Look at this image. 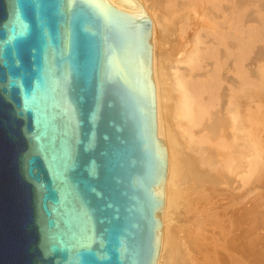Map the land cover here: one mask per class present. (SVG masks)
<instances>
[{"label": "water", "instance_id": "95a60500", "mask_svg": "<svg viewBox=\"0 0 264 264\" xmlns=\"http://www.w3.org/2000/svg\"><path fill=\"white\" fill-rule=\"evenodd\" d=\"M165 168L147 17L0 0V264H153Z\"/></svg>", "mask_w": 264, "mask_h": 264}, {"label": "bare ground", "instance_id": "6f19581e", "mask_svg": "<svg viewBox=\"0 0 264 264\" xmlns=\"http://www.w3.org/2000/svg\"><path fill=\"white\" fill-rule=\"evenodd\" d=\"M106 1L150 22L156 132L166 163L153 264L249 262L252 235L232 237L249 222L246 198L264 186V0ZM232 213L242 231L234 223L228 230L239 231H222L231 239L219 233V252L217 239L205 234ZM229 251L249 259L238 254L236 262Z\"/></svg>", "mask_w": 264, "mask_h": 264}, {"label": "rangeland", "instance_id": "374dc122", "mask_svg": "<svg viewBox=\"0 0 264 264\" xmlns=\"http://www.w3.org/2000/svg\"><path fill=\"white\" fill-rule=\"evenodd\" d=\"M263 102H264V100H263ZM262 184H263V183H262ZM262 184H261V185H262ZM261 185H260V186H261ZM263 185H264V184H263ZM263 187H264V186H263ZM263 187H262V188L259 187V189H261V190L259 191L260 193H259V192H258L257 194L255 193V194L257 195V197H256V196L253 197V195H255V194L253 193V194L251 195L252 197L249 196L248 198H246V200H247V201L245 200L246 205H244V203H243V206H244V207L246 206V207H245V210H248V211H249V213H248L249 215H247L248 217L245 215V217L243 218V221H244L245 219H247V218H248V219H251V218L253 217V219H251V220H248V219H247V221H249V222H246V223L249 224V226H248L246 223H245V224H246L247 226L244 225V224H243L244 222H243V223H242V225H243V226H242V227H243L242 230H243V231H242L241 229H239V228L241 227V226H239V225L241 224L242 220H241V221L239 220V223H240V224L237 223L238 220H236V219H237V216H235V215H237L236 213H235V214H234V213L229 214V215H228V218H226L227 216H225V217L223 218V219H224V222H223L224 224H221L218 228H217V227H214V226H213V227L211 226V227H210V230H209L208 232H206V234H205V235H207L208 237H213L214 239H217V240H215V241L213 242V246H212V247H214V245H215V246H216L215 249L218 248L219 252L222 250V248H221V243H216L217 241H218V242L221 241V240H220L221 237L219 238V233H222V234L224 235L223 232H225L226 230H227V231H230V229L228 230V228H229V227L231 228V226H234V223H235V224H236L235 227L238 225L237 228H238L239 230H241L242 232L240 233V231L237 230V229H234V228H235V227H234V228H232V229L235 230V233H236L237 231H239V232H237L236 234H233V237H234V238H233L232 235H230V234H232V232H233L232 229H231L232 232L230 231L231 233L229 234V237L227 236L229 232H228V233L226 232V235H224L225 239H226V237H227L228 239H231L230 237H232V239H236L235 237L238 236V234H243V233H244L243 235H244V236H245V235L247 236V234L250 233L252 236H251V235H248V236H251L250 238H252V240H251L248 236H247L248 238H247V237H244V236H243V237H244V242H246L247 239H250V240L252 241V244H250V243L248 244V248H249V250L251 249V252H249L247 248H244V247L247 246V243H246V244H245V243H240V240H239L240 238H239V237H241V241H242V242H243V240H242L243 237H242L241 235H240L239 237H237V240H239V242H238L237 240H236V242H238L239 245L244 244V246L242 247V249L244 248V251L242 250V252L244 253V252H245V249H246V250L248 251V253H249V254H246V255H250V254H251L250 257H249V256H247V257H249V258H250V261H252V262L255 261V260H251V257H252V255L254 256L255 252H257V253H256V258H257L258 255H261V254L263 255V254H264V215H263V214H264V190H263L264 188H263ZM261 191H262V192H261ZM258 195L260 196V198H259ZM253 198H255V199H253ZM250 199H251V200H250ZM256 201H257V203H256ZM254 202H255V204H256L257 206H255ZM258 203H259L260 205H259ZM252 204H254V205H252ZM258 205H259V206H258ZM251 206L253 207V209H252ZM259 207H260V208H259ZM242 208H243V207H242ZM242 208H240V210H241ZM246 208H247V209H246ZM254 208L257 209V210L255 209L256 212H253ZM259 209H260V210H259ZM238 210H239V209H238ZM242 210H243V209H242ZM245 210H244V211H245ZM248 211H247V212H248ZM257 211H258V212H257ZM259 211H260V212H259ZM245 212H246V211H245ZM261 212H262L263 214H262ZM238 213H239V212H238ZM253 213H254V214H253ZM246 214H247V213H246ZM255 215H256V218H257V219L255 218ZM232 216H233V217H232ZM246 217H247V218H246ZM260 217H261V218H260ZM232 218H233L234 220H233ZM235 218H236V219H235ZM259 218H260V220H259ZM232 220H233V222H232ZM227 221H228V222H227ZM235 221H236V222H235ZM251 221H252V222H251ZM254 221H255V222H254ZM259 221H261V223H260ZM257 222H258L259 224H257ZM225 223H226V224H225ZM227 223H229V224H227ZM231 223H233V224H231ZM254 223H256L257 225L254 224ZM225 225H226V226H225ZM229 225H231V226H229ZM251 225H252V226H251ZM245 226H246V228H245ZM258 226H259V228H258ZM260 226H261L262 228H261ZM226 227H227V229L224 231V229H225ZM244 228H245L246 230H245ZM248 229H249V230H248ZM220 230H221V232H220ZM251 230H252L253 232H252ZM222 231H223V232H222ZM244 231H245V232H244ZM246 231H247V233H246ZM248 232H249V233H248ZM233 233H234V232H233ZM245 233H246V234H245ZM252 233H254V234L256 233V237H255L254 234H252ZM222 234H221V235H222ZM234 235H235V236H234ZM253 236H254L255 238H254ZM222 237H223V236H222ZM218 238H219V239H218ZM245 238H247L246 241H245ZM257 238H258V240H257ZM222 239H223V238H222ZM253 239H255V240H253ZM223 240H224V239H223ZM256 240H257V241H256ZM207 241H208V240H207ZM231 241H234V240H231ZM234 242H235V241H234ZM234 242H233V243H234ZM248 242H250V241H248ZM253 242H254V243H253ZM256 242H257V243H256ZM258 242H259V243H258ZM255 244H256V245H255ZM208 245H209V242H208ZM239 245L236 244V246H238V248L241 249ZM245 245H246V246H245ZM249 245L251 246V248H250ZM241 246H242V245H241ZM257 246H258V248H256ZM234 247H235V244H234ZM236 248H237V247H236ZM253 248H254V250H253ZM261 248H262V249H261ZM212 249H213V248H212ZM212 249H211V251H213ZM234 249H235V248H234ZM256 249H258V250H256ZM259 249H261V250H259ZM240 251H241V250H240ZM234 252H235V251H234ZM237 252H238V253H237ZM237 252H236V253H237L236 255L239 254V251H237ZM242 252H241V254L238 255L239 257H240V256H241V257H242V256H244V257L246 256V255H243ZM259 252H260V253H259ZM229 253H230V251H229ZM245 253H247V252H245ZM258 253H259V254H258ZM257 254H258V255H257ZM230 255H232L231 257H233V258L235 257L234 260L236 259V255H235L233 252H231ZM262 255H261V256H262ZM261 256H258V257H259L260 259L264 257V256H262V257H261ZM247 257H245V258H246V259H249V258H247ZM254 257H255V256H254ZM245 258H243V259H245ZM256 258H253V259H256ZM240 259H241V258H240ZM240 259H237V261H238V260L240 261ZM246 259H245V260H246ZM260 259H256V261H257V260H258V261H257V262H254V264H255V263H256V264H257V263L259 264V261H260V264H261L262 261L264 262V260L261 259V260H262V261H261ZM263 259H264V258H263ZM235 261H236V260H235ZM237 261H236V262H237ZM243 261H244V260H243ZM250 261H249V262H248V260H247V261H244L243 264H244V263L246 264L247 262H248L249 264H252V262L250 263ZM248 263H247V264H248ZM207 264H209V263H207ZM262 264H263V263H262Z\"/></svg>", "mask_w": 264, "mask_h": 264}]
</instances>
